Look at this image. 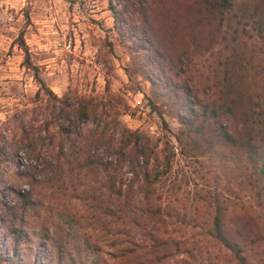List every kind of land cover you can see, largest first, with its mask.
I'll return each mask as SVG.
<instances>
[{"label":"trees","instance_id":"trees-1","mask_svg":"<svg viewBox=\"0 0 264 264\" xmlns=\"http://www.w3.org/2000/svg\"><path fill=\"white\" fill-rule=\"evenodd\" d=\"M112 2L156 102L180 125L179 154L204 167L226 198L264 204V0H118L119 9ZM221 42L229 51L212 58ZM31 68L39 83L33 105L0 127V227L12 242L0 244V264H163L178 252L202 258L185 235L157 224L164 223L157 190L176 156L170 142L159 147L108 121V101L56 95ZM87 122L95 127L84 128ZM231 217L237 227L218 210L208 235L229 260L264 264V235ZM98 225L103 239L93 236Z\"/></svg>","mask_w":264,"mask_h":264},{"label":"rangeland","instance_id":"rangeland-1","mask_svg":"<svg viewBox=\"0 0 264 264\" xmlns=\"http://www.w3.org/2000/svg\"><path fill=\"white\" fill-rule=\"evenodd\" d=\"M112 3L120 8L118 0ZM225 24L222 30L227 28ZM20 33L31 67H36L38 77L56 95L70 90L108 101V121L119 120L122 126L158 141L159 147L166 140L170 142L176 156L168 178L157 190L164 208L157 219L164 223L157 224L166 228L168 235H185L188 245L203 256L188 260L187 254L178 252L167 256L163 264H182L184 258L189 264H237L208 235L213 217L220 210L229 215L230 227L234 228L236 217L231 216L240 215L237 219L242 218L245 231L264 235V204L249 196L242 200L226 198L213 189L214 182L204 167L179 154L175 134L180 125L156 102L150 82L137 67L141 57L134 51L132 39L118 31L109 0H0V127L16 110L31 107L39 88L33 68L24 63V51L18 45ZM245 40L247 44L252 41ZM228 51L227 44L218 43L212 58L224 57ZM151 103H157V109ZM112 126L108 124L109 131ZM83 127L91 129L95 123L87 122ZM125 171L129 177L128 168ZM2 193L7 199L12 196L8 191ZM133 205L140 207L139 197ZM107 235L98 225L93 236L103 239ZM101 241V245L105 243ZM11 243L6 229L0 227V244Z\"/></svg>","mask_w":264,"mask_h":264}]
</instances>
